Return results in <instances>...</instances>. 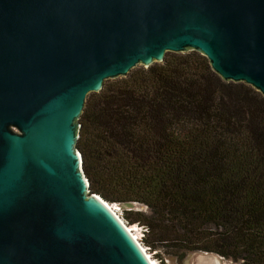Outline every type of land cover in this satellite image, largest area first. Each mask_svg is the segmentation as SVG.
<instances>
[{
  "label": "water",
  "instance_id": "95a60500",
  "mask_svg": "<svg viewBox=\"0 0 264 264\" xmlns=\"http://www.w3.org/2000/svg\"><path fill=\"white\" fill-rule=\"evenodd\" d=\"M189 51L264 96V0H0V264H151L90 193L79 120L106 80Z\"/></svg>",
  "mask_w": 264,
  "mask_h": 264
},
{
  "label": "trees",
  "instance_id": "16d2710c",
  "mask_svg": "<svg viewBox=\"0 0 264 264\" xmlns=\"http://www.w3.org/2000/svg\"><path fill=\"white\" fill-rule=\"evenodd\" d=\"M79 123L90 193L146 208L124 219L143 229L142 246L159 264H184L196 252L264 264L259 91L224 81L196 51L168 52L162 63L106 80L87 96Z\"/></svg>",
  "mask_w": 264,
  "mask_h": 264
},
{
  "label": "rangeland",
  "instance_id": "374dc122",
  "mask_svg": "<svg viewBox=\"0 0 264 264\" xmlns=\"http://www.w3.org/2000/svg\"><path fill=\"white\" fill-rule=\"evenodd\" d=\"M110 204V203H109ZM114 205V204H112ZM117 207V214L123 219L125 225L130 226L131 228H135L134 233L136 236L139 238V242L141 243V239L143 237V229H141L138 225L136 224H129V221L124 219V211H139L143 210L145 211L146 208L142 205L139 204H133V205H126V206H119L116 204ZM130 213V212H129ZM132 213V212H131ZM142 245V243H141ZM144 247V246H143ZM146 252L150 255L152 260L154 261L155 264H159L160 261L155 260V258L152 256L154 253H150L146 250ZM159 254L163 256V252L159 251ZM165 257V255L163 256ZM164 264H176L173 259H165ZM226 263L223 259L212 255V254H206V253H201V252H196V253H191L187 256L184 264H224Z\"/></svg>",
  "mask_w": 264,
  "mask_h": 264
},
{
  "label": "bare ground",
  "instance_id": "6f19581e",
  "mask_svg": "<svg viewBox=\"0 0 264 264\" xmlns=\"http://www.w3.org/2000/svg\"><path fill=\"white\" fill-rule=\"evenodd\" d=\"M115 205H116V204H115ZM107 206H109V208H110L113 212H115V214H117V212H116L117 207H116V206H111L109 203H107ZM117 215H118V214H117ZM126 228H127V230L131 233V235L133 236V238L136 239L137 241H139L138 236H136V234L134 233L135 228H131L130 226H127V225H126ZM146 254H147V252H146ZM147 257H149V260L151 261V264H155L154 261L152 260V258L150 257L149 254H147Z\"/></svg>",
  "mask_w": 264,
  "mask_h": 264
},
{
  "label": "built area",
  "instance_id": "2783aa9c",
  "mask_svg": "<svg viewBox=\"0 0 264 264\" xmlns=\"http://www.w3.org/2000/svg\"><path fill=\"white\" fill-rule=\"evenodd\" d=\"M113 206H116V205L114 204ZM116 211H118V210H116ZM139 241H140V240H139ZM143 250H144V252H146V249H145V248H144ZM148 258H149V257H148Z\"/></svg>",
  "mask_w": 264,
  "mask_h": 264
}]
</instances>
